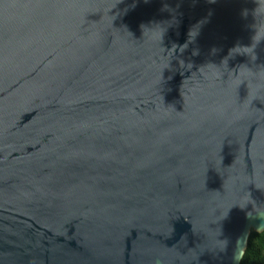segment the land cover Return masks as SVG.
<instances>
[{
    "label": "water",
    "instance_id": "95a60500",
    "mask_svg": "<svg viewBox=\"0 0 264 264\" xmlns=\"http://www.w3.org/2000/svg\"><path fill=\"white\" fill-rule=\"evenodd\" d=\"M260 228L264 0H0V264H235Z\"/></svg>",
    "mask_w": 264,
    "mask_h": 264
},
{
    "label": "trees",
    "instance_id": "16d2710c",
    "mask_svg": "<svg viewBox=\"0 0 264 264\" xmlns=\"http://www.w3.org/2000/svg\"><path fill=\"white\" fill-rule=\"evenodd\" d=\"M244 264H264V231H253Z\"/></svg>",
    "mask_w": 264,
    "mask_h": 264
},
{
    "label": "clouds",
    "instance_id": "9594fccd",
    "mask_svg": "<svg viewBox=\"0 0 264 264\" xmlns=\"http://www.w3.org/2000/svg\"><path fill=\"white\" fill-rule=\"evenodd\" d=\"M258 231H264V228L257 229ZM248 241L247 237H239L237 239V247L233 254V260L235 264H244L245 257L248 250ZM154 264H161V261L157 259Z\"/></svg>",
    "mask_w": 264,
    "mask_h": 264
}]
</instances>
